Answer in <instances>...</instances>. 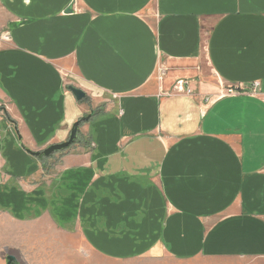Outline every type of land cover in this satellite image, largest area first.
Here are the masks:
<instances>
[{
    "label": "crops",
    "instance_id": "crops-1",
    "mask_svg": "<svg viewBox=\"0 0 264 264\" xmlns=\"http://www.w3.org/2000/svg\"><path fill=\"white\" fill-rule=\"evenodd\" d=\"M0 216L106 264H264V0H0Z\"/></svg>",
    "mask_w": 264,
    "mask_h": 264
},
{
    "label": "rangeland",
    "instance_id": "rangeland-1",
    "mask_svg": "<svg viewBox=\"0 0 264 264\" xmlns=\"http://www.w3.org/2000/svg\"><path fill=\"white\" fill-rule=\"evenodd\" d=\"M50 227L46 222L19 225L0 216V264H7L8 256L16 264H106L78 234L69 237L63 229L51 233Z\"/></svg>",
    "mask_w": 264,
    "mask_h": 264
},
{
    "label": "water",
    "instance_id": "water-1",
    "mask_svg": "<svg viewBox=\"0 0 264 264\" xmlns=\"http://www.w3.org/2000/svg\"><path fill=\"white\" fill-rule=\"evenodd\" d=\"M72 11V8L68 9V12ZM68 90L70 92H72V94L75 96L77 101H82L86 98V94L85 92H83L81 89H78L74 86H69ZM93 116V113H91L88 117L82 118L81 120L77 121L71 130L70 136L68 138L67 141H65L64 143H60V144H55L52 146H49L47 149H45L43 152H32L30 150H27V152L34 157H50L55 153L58 152H62L67 150L70 146H72L76 140H77V136H78V131H79V127L81 125L82 122L84 121H88L91 117ZM17 263V259L13 256H8L7 257V264H16Z\"/></svg>",
    "mask_w": 264,
    "mask_h": 264
},
{
    "label": "built area",
    "instance_id": "built-area-1",
    "mask_svg": "<svg viewBox=\"0 0 264 264\" xmlns=\"http://www.w3.org/2000/svg\"><path fill=\"white\" fill-rule=\"evenodd\" d=\"M162 72V71H161ZM160 79H162V77H160ZM259 87V84L256 82L253 84V92L254 94H257V89ZM185 93L188 95H192L193 92L192 90L189 88V80L187 79H179L177 80L174 85L171 87L170 90H168L167 92H165V95L168 94H173V93ZM246 93V90L243 89L241 86H223L221 88V92L219 94L220 97H224V96H234V95H239V94H243Z\"/></svg>",
    "mask_w": 264,
    "mask_h": 264
}]
</instances>
